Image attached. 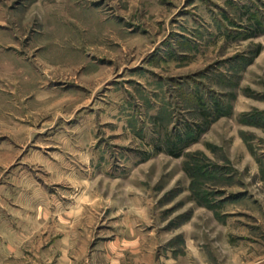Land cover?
<instances>
[{
  "label": "rangeland",
  "instance_id": "obj_1",
  "mask_svg": "<svg viewBox=\"0 0 264 264\" xmlns=\"http://www.w3.org/2000/svg\"><path fill=\"white\" fill-rule=\"evenodd\" d=\"M6 226L76 264H264V0H0Z\"/></svg>",
  "mask_w": 264,
  "mask_h": 264
},
{
  "label": "crops",
  "instance_id": "obj_2",
  "mask_svg": "<svg viewBox=\"0 0 264 264\" xmlns=\"http://www.w3.org/2000/svg\"><path fill=\"white\" fill-rule=\"evenodd\" d=\"M0 227V264H76V261L66 255L61 254L56 258L50 256L48 251L41 250L37 253L36 249L30 250L24 248V243L20 237L11 236L15 234L12 227H5L2 231ZM23 249H26L25 252ZM42 257L38 260L37 258ZM55 258V259H54Z\"/></svg>",
  "mask_w": 264,
  "mask_h": 264
},
{
  "label": "trees",
  "instance_id": "obj_3",
  "mask_svg": "<svg viewBox=\"0 0 264 264\" xmlns=\"http://www.w3.org/2000/svg\"><path fill=\"white\" fill-rule=\"evenodd\" d=\"M192 143V142H191ZM189 143H184L183 144V146H182V148L184 149V148H186V146L188 145ZM180 151H181V149H180ZM175 157H179L180 155H181V152H178V153H175V154H173Z\"/></svg>",
  "mask_w": 264,
  "mask_h": 264
}]
</instances>
